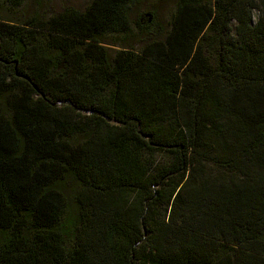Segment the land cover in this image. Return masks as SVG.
Listing matches in <instances>:
<instances>
[{
	"label": "trees",
	"instance_id": "1",
	"mask_svg": "<svg viewBox=\"0 0 264 264\" xmlns=\"http://www.w3.org/2000/svg\"><path fill=\"white\" fill-rule=\"evenodd\" d=\"M132 2L0 17V264H264V0Z\"/></svg>",
	"mask_w": 264,
	"mask_h": 264
},
{
	"label": "rangeland",
	"instance_id": "2",
	"mask_svg": "<svg viewBox=\"0 0 264 264\" xmlns=\"http://www.w3.org/2000/svg\"><path fill=\"white\" fill-rule=\"evenodd\" d=\"M88 3L89 0H0V17L17 23L30 17L48 18L66 8L82 10ZM131 5L128 20L133 29L132 34L125 36L123 33H112L103 38V46L110 54L123 46L132 45L134 49H138L143 45L142 39L146 38L137 33L135 24L140 16H148L149 25L143 26L150 29L149 37L157 36L155 31L158 25L167 29L174 0H133ZM254 17H256L255 12ZM157 158L161 159L159 156ZM71 187L72 184L66 182L65 192L68 195L71 193Z\"/></svg>",
	"mask_w": 264,
	"mask_h": 264
}]
</instances>
